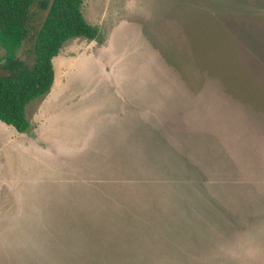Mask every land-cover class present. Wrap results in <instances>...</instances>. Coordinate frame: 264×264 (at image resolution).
<instances>
[{
  "label": "rangeland",
  "instance_id": "obj_1",
  "mask_svg": "<svg viewBox=\"0 0 264 264\" xmlns=\"http://www.w3.org/2000/svg\"><path fill=\"white\" fill-rule=\"evenodd\" d=\"M82 12L99 38L63 44L27 131L0 120V264H264V0Z\"/></svg>",
  "mask_w": 264,
  "mask_h": 264
},
{
  "label": "trees",
  "instance_id": "obj_2",
  "mask_svg": "<svg viewBox=\"0 0 264 264\" xmlns=\"http://www.w3.org/2000/svg\"><path fill=\"white\" fill-rule=\"evenodd\" d=\"M85 0H52L48 14L34 41L32 66L20 60L28 37V20L35 0H0V120L25 132L30 126L26 108L49 92L54 82L53 58L74 37L98 39L100 30L82 12ZM45 6V5H44Z\"/></svg>",
  "mask_w": 264,
  "mask_h": 264
}]
</instances>
